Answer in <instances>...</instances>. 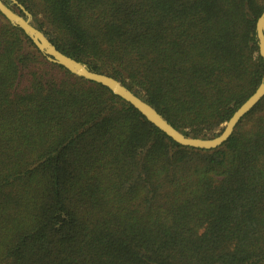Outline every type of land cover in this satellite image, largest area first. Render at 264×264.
Returning a JSON list of instances; mask_svg holds the SVG:
<instances>
[{"label": "trees", "instance_id": "16d2710c", "mask_svg": "<svg viewBox=\"0 0 264 264\" xmlns=\"http://www.w3.org/2000/svg\"><path fill=\"white\" fill-rule=\"evenodd\" d=\"M16 1L187 137L264 81V0ZM0 264H264V98L219 148L184 147L0 13Z\"/></svg>", "mask_w": 264, "mask_h": 264}, {"label": "water", "instance_id": "95a60500", "mask_svg": "<svg viewBox=\"0 0 264 264\" xmlns=\"http://www.w3.org/2000/svg\"><path fill=\"white\" fill-rule=\"evenodd\" d=\"M23 12L16 13L11 6L0 0V13L15 27L19 28L33 42L35 47L46 57L50 63L62 66L71 74L88 81L97 83L109 89L114 95L123 99L141 113L149 123L165 133L177 144L201 150H214L226 143L233 135L240 121L250 113L264 98V81L256 92L234 113L232 118L224 125L222 132L213 139L191 138L174 128L154 107L135 95L118 80L105 74L93 72L85 64L61 53L49 38L37 29L31 22L30 13L16 0H12ZM259 54L264 59V12L256 25Z\"/></svg>", "mask_w": 264, "mask_h": 264}, {"label": "rangeland", "instance_id": "374dc122", "mask_svg": "<svg viewBox=\"0 0 264 264\" xmlns=\"http://www.w3.org/2000/svg\"><path fill=\"white\" fill-rule=\"evenodd\" d=\"M8 5L9 6H11V8L16 12V13H18L19 14V9H18V7L16 6V5H14L13 3L11 4V3H8ZM21 15V14H20ZM31 22H32V18H31ZM222 130H223V127H222V129L221 130H218L217 132H216V136L214 135H211L210 137H209V139H213V138H215V137H217L221 132H222Z\"/></svg>", "mask_w": 264, "mask_h": 264}]
</instances>
